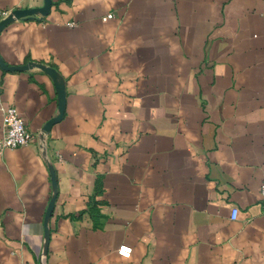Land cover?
<instances>
[{
  "label": "crops",
  "instance_id": "0c3cea01",
  "mask_svg": "<svg viewBox=\"0 0 264 264\" xmlns=\"http://www.w3.org/2000/svg\"><path fill=\"white\" fill-rule=\"evenodd\" d=\"M0 62V138L50 127L0 156V264H264V0H50Z\"/></svg>",
  "mask_w": 264,
  "mask_h": 264
},
{
  "label": "built area",
  "instance_id": "2783aa9c",
  "mask_svg": "<svg viewBox=\"0 0 264 264\" xmlns=\"http://www.w3.org/2000/svg\"><path fill=\"white\" fill-rule=\"evenodd\" d=\"M12 11L1 10L0 9V22L8 18ZM113 17L112 14H108L104 18L103 21L111 19ZM49 134L45 133L42 130L38 134H33L30 132L24 121L19 117L17 111L13 107H8L2 109V122H1V138H0V156L3 154L5 150H14L22 147H26L31 144L37 138L44 139L45 136ZM43 150V148H42ZM260 195H261V203L262 209L264 213V177L262 180V184L260 186ZM234 216L236 214V210L233 211ZM233 216V218H234ZM117 254L124 259H128L131 254V248L125 245H121Z\"/></svg>",
  "mask_w": 264,
  "mask_h": 264
},
{
  "label": "water",
  "instance_id": "95a60500",
  "mask_svg": "<svg viewBox=\"0 0 264 264\" xmlns=\"http://www.w3.org/2000/svg\"><path fill=\"white\" fill-rule=\"evenodd\" d=\"M49 8H50V0H44V4H43V6L41 8H34V9H29V10H14V11L11 12V14L8 16V18H6L5 20L0 22V31L3 29V27L6 24L10 23L14 19H20V18H24V17H32L33 15H36V14L46 15L48 10H49ZM29 65H32V64H29ZM3 66H4V64H3ZM6 69H10V68L7 67ZM43 131L45 133L50 132L49 125L44 126L43 127ZM49 171H50V176H51L52 188H53L54 196L52 197V199H51V201H50V203L48 205V208H47V211H46V215H45V223L48 222V219L50 217L51 211L53 209L54 200H55V197H56L55 178H54V174H53L52 168L49 167ZM47 237H48V234H47Z\"/></svg>",
  "mask_w": 264,
  "mask_h": 264
}]
</instances>
